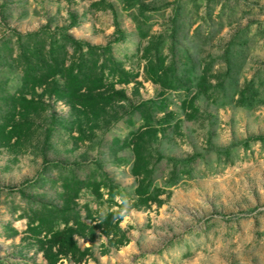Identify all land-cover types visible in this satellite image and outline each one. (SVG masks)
<instances>
[{
  "label": "rangeland",
  "instance_id": "1",
  "mask_svg": "<svg viewBox=\"0 0 264 264\" xmlns=\"http://www.w3.org/2000/svg\"><path fill=\"white\" fill-rule=\"evenodd\" d=\"M25 50L84 105L57 74L21 119ZM11 117L0 264H264V0H0Z\"/></svg>",
  "mask_w": 264,
  "mask_h": 264
},
{
  "label": "trees",
  "instance_id": "2",
  "mask_svg": "<svg viewBox=\"0 0 264 264\" xmlns=\"http://www.w3.org/2000/svg\"><path fill=\"white\" fill-rule=\"evenodd\" d=\"M33 54H28L27 51L25 50V52H23L20 55V59L23 60L24 64V68H26L25 71V76H24V80L26 79V84H24V86H30L31 90H32V98L28 99L26 98L25 95H20L14 102L16 103L15 108L18 109L15 111L18 112V114L21 115V119H27L26 115H28L29 111H36V109L39 107V105L41 104L40 100H35L33 97L36 96L35 93V88L38 85H48V84H53V78L55 77V75L57 74H61L62 77H64V87L65 89L68 91L67 95L71 96V100H72V104L74 105H79V106H83L85 103V99L89 96L88 94H78V90L74 88V80L75 77L77 76V72L75 73V71L73 70H69L68 68L65 67H58L57 63L56 64H52L53 60L49 59L50 63H46V61H44L43 59H40L38 61L40 62V65L37 66V69L39 70V75L33 73V75H35V77L32 79V75L28 73V70L33 71L35 70L34 66L31 67L32 63H33ZM46 59V58H45ZM26 66V67H25ZM84 74V73H81ZM58 94V93H57ZM60 95V93H59ZM74 95H77L74 97ZM73 96V97H72ZM80 97H84L83 100ZM92 100L91 98L89 99V101ZM38 104V106H37ZM40 109H42V107H40ZM14 122V123H11ZM33 124L31 123H19L16 121H12V117L8 120H5L2 124H0V142L2 143V141H4L5 143H3V146L8 147L9 143H10V139L11 136H15L18 135L19 131H24L27 133H22V137L21 138H26V136L31 132L32 129H30V126H32ZM29 132V133H28ZM17 143V141H16ZM10 145L13 147L14 143ZM116 216V213L111 214V219L114 218ZM72 227H67L64 228L62 230H58L53 234L52 237V243L57 246V251L59 254L62 255H66V254H71L72 256L75 257L76 253V248L74 246L73 240H72ZM45 258L47 259V261L50 262H54V260L52 259V253L49 251V249H47L45 251L44 254Z\"/></svg>",
  "mask_w": 264,
  "mask_h": 264
}]
</instances>
